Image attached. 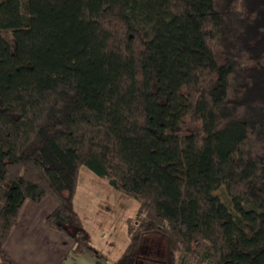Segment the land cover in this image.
Here are the masks:
<instances>
[{
	"label": "trees",
	"instance_id": "1",
	"mask_svg": "<svg viewBox=\"0 0 264 264\" xmlns=\"http://www.w3.org/2000/svg\"><path fill=\"white\" fill-rule=\"evenodd\" d=\"M83 170L138 205L115 264H264V0H0V264L26 201L89 248Z\"/></svg>",
	"mask_w": 264,
	"mask_h": 264
},
{
	"label": "crops",
	"instance_id": "2",
	"mask_svg": "<svg viewBox=\"0 0 264 264\" xmlns=\"http://www.w3.org/2000/svg\"><path fill=\"white\" fill-rule=\"evenodd\" d=\"M90 181L99 189L112 193L109 189L99 187L95 180ZM75 198L76 195L73 201L74 210L89 237V248L80 255L72 254L70 240L46 228L45 219L54 209L50 199H45L40 204L26 201L4 246L6 254L15 264H110L107 257L110 253L116 258L115 260L119 258L120 255L115 257L117 253L111 245L101 241L104 239L102 233L97 228L94 229L82 211L76 208Z\"/></svg>",
	"mask_w": 264,
	"mask_h": 264
},
{
	"label": "rangeland",
	"instance_id": "3",
	"mask_svg": "<svg viewBox=\"0 0 264 264\" xmlns=\"http://www.w3.org/2000/svg\"><path fill=\"white\" fill-rule=\"evenodd\" d=\"M2 36L9 46L12 47L13 42L10 34L4 33ZM94 178L93 174L88 171L83 170L81 172L75 198L76 208L82 211L94 229L97 228L102 233L101 236L104 239L101 241L111 245L115 253H117L115 257H118L128 243L125 220L135 215L138 205L123 194H118L113 190H111L112 193H108L109 191L99 189L90 181L91 179L94 180ZM141 255L148 259H162V241L147 240L143 244ZM107 257L110 264L116 261V258L111 253Z\"/></svg>",
	"mask_w": 264,
	"mask_h": 264
}]
</instances>
